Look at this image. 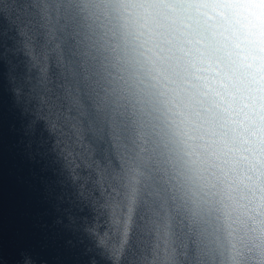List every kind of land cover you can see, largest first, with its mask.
Returning <instances> with one entry per match:
<instances>
[{"label": "snow or ice", "instance_id": "snow-or-ice-1", "mask_svg": "<svg viewBox=\"0 0 264 264\" xmlns=\"http://www.w3.org/2000/svg\"><path fill=\"white\" fill-rule=\"evenodd\" d=\"M77 6L78 0H15L13 11L8 15L14 20V22L20 25L21 30L24 33L31 35V33L35 30L43 32L46 35H50L52 39H55L61 31H67L69 23L75 22L76 16L74 15L73 10ZM83 39L87 42L88 37L84 36ZM92 51L94 52L95 49L93 48ZM82 56L88 58L89 60L98 59L89 56L87 49H85ZM65 67L67 69L65 72V79L69 81L66 85V96L71 101L72 107L81 111L82 115H87V108L83 104L82 93L78 87V73L74 67H70L67 64H65ZM105 75L107 76V79L111 80V75H108L107 73H105ZM97 80H99V76H97ZM101 91L106 92L107 89H103ZM105 104L107 105L108 102L105 101ZM111 111L112 106L109 105L106 108V112L109 114L110 118ZM116 134L122 135V133L119 132H116ZM108 179L110 180L112 178L109 177ZM102 191L105 196L117 195L113 188L109 186L107 181H105ZM139 207L140 204L137 199V189L133 187L131 195H129L126 199V206L123 209L125 213V235L128 234L129 228L137 222ZM158 215H164L167 219L164 221L160 219L151 221V223L154 224L152 235L156 237V243L153 245L154 250L159 249L161 244H163L165 249H167L168 238L171 236L172 230L171 218L168 217V214L163 213ZM146 220H148V211L147 215L140 216V221Z\"/></svg>", "mask_w": 264, "mask_h": 264}]
</instances>
